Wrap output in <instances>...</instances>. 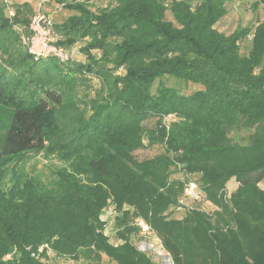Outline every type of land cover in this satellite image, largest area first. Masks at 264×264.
Returning <instances> with one entry per match:
<instances>
[{"label":"trees","instance_id":"16d2710c","mask_svg":"<svg viewBox=\"0 0 264 264\" xmlns=\"http://www.w3.org/2000/svg\"><path fill=\"white\" fill-rule=\"evenodd\" d=\"M226 1L50 0L46 7L73 13L54 20L57 44L84 42L85 61L74 53L68 63L35 60L22 46L15 26L29 24L32 1L12 0V19L0 8L1 32L15 34L23 72L51 78L57 63L64 67L59 83L70 87L79 74L101 70L107 87L80 131L61 142L52 134L66 106L63 86L27 82L8 90L14 78L0 70L7 108L0 110V264H46L51 256L156 264L134 243L137 219L151 226L174 264H264V20L225 34L216 24L228 12ZM253 7L264 10V0ZM169 78L198 89L184 94L163 83L153 92ZM150 119H157L154 129L145 128ZM155 146L161 153L137 159ZM40 155L48 175L28 173ZM187 176L217 211L184 205ZM112 206L110 238L101 217Z\"/></svg>","mask_w":264,"mask_h":264},{"label":"rangeland","instance_id":"374dc122","mask_svg":"<svg viewBox=\"0 0 264 264\" xmlns=\"http://www.w3.org/2000/svg\"><path fill=\"white\" fill-rule=\"evenodd\" d=\"M14 3H22L24 1H32L33 4L35 2L33 0H13ZM110 1L114 0H95V4L97 6L105 5L106 3H109ZM255 0H227L226 1V7L228 9L227 14L220 19V21L216 24V29L224 32L225 34H231L232 32L236 31L239 28H250L254 27L259 21L264 20V10L263 7L258 8L257 10L254 9ZM46 10L53 16L54 20L58 22H62L69 16L73 15L72 12L54 4L49 5L46 7ZM96 10V9H95ZM168 20H171L170 15L168 14ZM17 40L15 38V34L11 32V30H6L1 32V23H0V70H5L4 75L5 77L14 78L9 83L7 88L8 90L11 89V87L15 83H27L29 82V85H38L39 82L48 81L46 82L42 87L49 86L51 83L54 85L60 84V88L63 86L61 85L62 82L60 81V74L62 73V70L64 69L63 66H59V64L54 63L50 64V67L54 69L53 75L51 78H44L43 76L38 75H30L28 72H23L25 68L21 66L19 56L20 52L17 50V48L13 47V44ZM18 42V40H17ZM84 42H79L75 46L68 49L70 52L74 54V59L79 61H85V57L81 53V48L83 47ZM249 47L246 42L241 44V47ZM98 57L100 56V53L97 54ZM68 63V62H67ZM108 67H111V64L109 63H103V68L108 69ZM27 71V70H26ZM1 72V71H0ZM102 72L100 70L99 74L95 76H86L83 74H79L74 83L71 84L70 87H66L65 85L61 88L63 89V92L66 96V106L61 110L60 116H59V131H56L54 135L52 134L53 138L57 141L66 142L69 140L73 133L80 131V128L82 126V119L86 117H90L94 114L95 110L98 105L101 104V102H104L103 93L101 92L103 89H107L105 87V83L103 81V77L101 76ZM22 80V82H19ZM107 80V85H110L109 81ZM112 82V79H111ZM165 84L168 87L175 88L179 90L181 93L184 94H191L192 92H195L198 87H195L191 84H186L184 82L178 81L174 78L165 79L163 82H156L154 86V91L156 92V89L160 84ZM35 87V86H34ZM56 88V87H54ZM59 89V87H58ZM105 96L107 93L104 94ZM5 108L0 103V110L3 112H7ZM157 119H150L147 122H145V128L146 129H154L156 127ZM50 145V144H49ZM161 147L155 146L151 149L147 150H141L136 153V157L139 160L144 159H150L159 153H161ZM46 160L44 156H35L28 162L25 170L28 173H33L41 171L48 175L47 170V164H45ZM59 164L53 163V166H58ZM182 175L178 176L180 178ZM194 179H196L194 177ZM260 186L264 189V181L260 184ZM235 187L229 186L230 191H233ZM231 196V194H230ZM187 200L184 198L183 203L187 207ZM212 204V203H211ZM210 204V206H212ZM208 206V207H210ZM198 210V209H197ZM200 211V210H199ZM183 211L176 214L175 216L178 219L182 218ZM157 235V234H156ZM115 240V235L113 236ZM151 239L148 237L142 236L140 233L139 235L134 239V243L137 246V249L145 252L148 256L152 258V260L156 264H168L169 261L163 255H158L155 248L151 245ZM38 255H44V247H41L39 251H37ZM44 258V257H43ZM104 264H113L108 262L106 258L103 259ZM168 262V263H167ZM44 263L46 264H77L74 262V260L66 259V258H59L51 256L48 257L47 260L44 258Z\"/></svg>","mask_w":264,"mask_h":264},{"label":"built area","instance_id":"2783aa9c","mask_svg":"<svg viewBox=\"0 0 264 264\" xmlns=\"http://www.w3.org/2000/svg\"><path fill=\"white\" fill-rule=\"evenodd\" d=\"M33 1L35 2V15L31 18L29 24L27 26H15L22 46L28 50L35 60L54 57L60 63L69 62L72 59L73 53L67 48L57 44L59 37L55 31L54 18L45 10L50 0ZM0 8L5 11L8 18L12 19L15 16L12 0H0ZM187 179L188 181L184 189V198L187 200L188 209L192 211L198 209L208 214L209 212L217 211L218 208L208 201V197L198 181L190 176H187ZM210 204L212 206H210ZM116 214L117 211L112 206L109 207L101 217L103 223H105L104 234L110 238L112 236V220ZM135 226L139 229V233L142 236L151 239L150 243L152 247L155 248L158 255H163V257L169 261V263L167 262L168 264H174L170 253L164 248L162 240L156 235L147 222L143 219H137L135 221ZM113 243L116 246L119 244L114 240ZM48 255H52L51 251H48Z\"/></svg>","mask_w":264,"mask_h":264},{"label":"water","instance_id":"95a60500","mask_svg":"<svg viewBox=\"0 0 264 264\" xmlns=\"http://www.w3.org/2000/svg\"><path fill=\"white\" fill-rule=\"evenodd\" d=\"M13 252H14V249H11V250H10V253L12 254Z\"/></svg>","mask_w":264,"mask_h":264}]
</instances>
